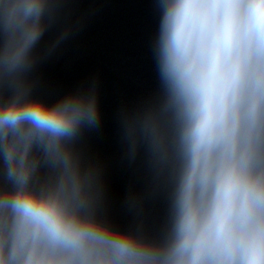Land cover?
Masks as SVG:
<instances>
[{"label": "clouds", "instance_id": "1", "mask_svg": "<svg viewBox=\"0 0 264 264\" xmlns=\"http://www.w3.org/2000/svg\"><path fill=\"white\" fill-rule=\"evenodd\" d=\"M59 7L0 0V264H264V0L161 5V74L189 155L161 239L95 208L68 144L98 126L96 103L27 83Z\"/></svg>", "mask_w": 264, "mask_h": 264}, {"label": "water", "instance_id": "2", "mask_svg": "<svg viewBox=\"0 0 264 264\" xmlns=\"http://www.w3.org/2000/svg\"><path fill=\"white\" fill-rule=\"evenodd\" d=\"M180 0H59L27 74L33 94L94 101L98 126L68 147L114 227L161 239L187 172L186 125L160 66L162 7ZM2 163V162H0Z\"/></svg>", "mask_w": 264, "mask_h": 264}, {"label": "snow or ice", "instance_id": "3", "mask_svg": "<svg viewBox=\"0 0 264 264\" xmlns=\"http://www.w3.org/2000/svg\"><path fill=\"white\" fill-rule=\"evenodd\" d=\"M211 116H212V113L210 112L209 119H211ZM204 126H205V127H207V126H208V121H205V122H204Z\"/></svg>", "mask_w": 264, "mask_h": 264}]
</instances>
